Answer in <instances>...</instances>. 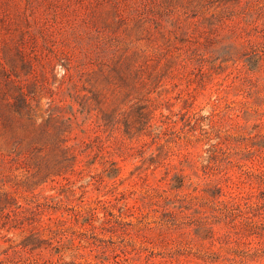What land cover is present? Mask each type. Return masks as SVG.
I'll use <instances>...</instances> for the list:
<instances>
[{"label": "rangeland", "instance_id": "1", "mask_svg": "<svg viewBox=\"0 0 264 264\" xmlns=\"http://www.w3.org/2000/svg\"><path fill=\"white\" fill-rule=\"evenodd\" d=\"M259 176L264 0H0V264H264Z\"/></svg>", "mask_w": 264, "mask_h": 264}, {"label": "trees", "instance_id": "2", "mask_svg": "<svg viewBox=\"0 0 264 264\" xmlns=\"http://www.w3.org/2000/svg\"><path fill=\"white\" fill-rule=\"evenodd\" d=\"M260 178V186L264 185L263 176H259ZM260 194L253 193L248 196H241V194H234V192H230V200L227 203H223L224 205V217L225 218H242L245 229L243 232H246L248 236L257 235L261 238L264 237V226L259 225L255 220L256 217H261L264 215V202L262 201L264 196ZM263 195V194H262ZM254 198H257L258 201H253ZM262 199V200H261ZM262 201V202H261ZM232 219V221H233ZM34 240L29 239L28 242L24 245L28 247L30 245H34L30 251H34L39 247ZM33 243V244H32ZM58 245L54 247L57 253H61L63 251L62 240L58 241ZM118 263V262H116ZM147 264H154L148 260Z\"/></svg>", "mask_w": 264, "mask_h": 264}]
</instances>
